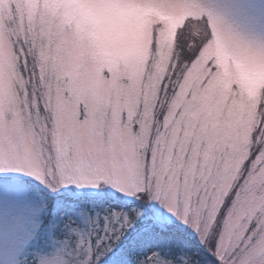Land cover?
Returning <instances> with one entry per match:
<instances>
[{"label":"snow or ice","instance_id":"6c2138e0","mask_svg":"<svg viewBox=\"0 0 264 264\" xmlns=\"http://www.w3.org/2000/svg\"><path fill=\"white\" fill-rule=\"evenodd\" d=\"M89 12L127 19L133 36L103 54L76 22ZM237 64L258 82L243 84ZM9 170L143 202L104 217L90 264L135 260L118 246L150 200L196 230L211 264H264V43L233 37L197 0H0ZM152 257L201 264L199 254Z\"/></svg>","mask_w":264,"mask_h":264},{"label":"rangeland","instance_id":"374dc122","mask_svg":"<svg viewBox=\"0 0 264 264\" xmlns=\"http://www.w3.org/2000/svg\"><path fill=\"white\" fill-rule=\"evenodd\" d=\"M197 2L211 11L219 25L233 37L248 43H264V0ZM74 19L70 18L69 22ZM76 22L84 29L87 37L101 43L105 55H111L114 48L134 34L131 22L123 17L101 16L89 12ZM237 68L243 84L252 86L258 82L256 73L248 71L240 64H237ZM0 177L6 178L0 180V264H68L70 260L73 264H90L87 259L91 254L90 249L95 240L104 235L107 224L104 217L109 212L127 214L144 207L133 202L128 206L131 212L125 211V207L117 201L113 202L108 196L117 195L114 197L121 201L131 196L109 185L96 188L68 185L52 189L35 177L17 170L0 171ZM23 179L40 183L41 188H46L44 190L52 194L72 196L74 206L56 216L53 212L48 213L45 210V199L30 194ZM103 194L109 199L105 204L110 210L99 207L98 198ZM85 199L90 202L89 208L81 204ZM230 206L229 204V208ZM150 209L156 222L162 227H166L164 224L187 225L158 201L150 200ZM227 211V208L222 209L225 216ZM149 216L148 212L146 216L142 215L137 219L141 222L148 221ZM43 218H48V221L43 222ZM69 221L73 222L70 227L67 226ZM189 229L198 235L194 228L189 226ZM134 231L132 225L123 239L129 238ZM120 247L121 244L118 248ZM130 248L135 260L129 264H144L145 261L151 264V259H155L152 257L153 252H159L165 258L175 255L171 252L173 249H170V243L163 240L146 244L143 251H139L133 242H130ZM106 261L111 262V253L100 259L98 264H109Z\"/></svg>","mask_w":264,"mask_h":264},{"label":"trees","instance_id":"16d2710c","mask_svg":"<svg viewBox=\"0 0 264 264\" xmlns=\"http://www.w3.org/2000/svg\"><path fill=\"white\" fill-rule=\"evenodd\" d=\"M22 181H25L24 183L27 184L28 192L30 194H34L45 199V210L48 213L53 212V214L56 216L61 212H66V210L70 208L72 209L74 206L72 203V196L70 195L61 194L56 196V194H52L51 192L44 190L46 188H41L37 182L33 183L26 179H23ZM114 196L109 195L108 197L113 199ZM99 197V207H106L108 210H110V207L105 204V200L108 198L107 195L103 194ZM86 199L84 200V203L81 204H84V206L89 208L90 202H88ZM135 200L136 203L145 206L143 202L137 200L136 198ZM124 207L125 211L131 212L128 205H125ZM146 207L149 209L148 212L150 214V216L147 218L148 221L141 222V220H135V223L133 224L135 231L129 238L122 240L120 247L121 250H126L130 257H134V254L130 248V242H133L139 251H143L146 244H153L155 241L163 240L170 243V249H173L171 252H174L175 255H179V253L189 255L199 254L201 264H211V260L207 256L204 245L201 243L199 236L189 229L188 225L175 224L174 226H169L164 224L166 227L163 228L158 222H156V219L151 212L152 210L150 209V201L147 202ZM47 221L48 218H43V222ZM104 258L105 257H102L101 260ZM108 262L111 264L110 261H106V263ZM131 262L133 263L132 259H130V263Z\"/></svg>","mask_w":264,"mask_h":264}]
</instances>
